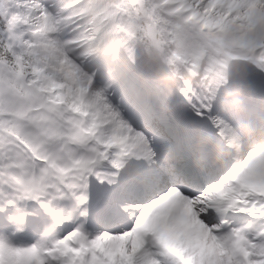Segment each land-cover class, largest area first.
Returning <instances> with one entry per match:
<instances>
[{
    "label": "snow or ice",
    "instance_id": "6c2138e0",
    "mask_svg": "<svg viewBox=\"0 0 264 264\" xmlns=\"http://www.w3.org/2000/svg\"><path fill=\"white\" fill-rule=\"evenodd\" d=\"M0 264H264V0H0Z\"/></svg>",
    "mask_w": 264,
    "mask_h": 264
}]
</instances>
